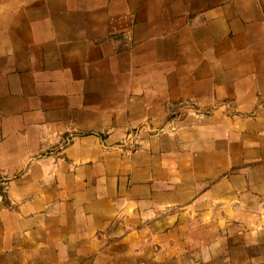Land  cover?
I'll return each instance as SVG.
<instances>
[{
    "label": "crops",
    "instance_id": "0c3cea01",
    "mask_svg": "<svg viewBox=\"0 0 264 264\" xmlns=\"http://www.w3.org/2000/svg\"><path fill=\"white\" fill-rule=\"evenodd\" d=\"M0 264H264V0H0Z\"/></svg>",
    "mask_w": 264,
    "mask_h": 264
}]
</instances>
